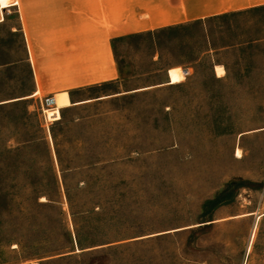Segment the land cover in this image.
<instances>
[{
  "label": "rangeland",
  "instance_id": "obj_1",
  "mask_svg": "<svg viewBox=\"0 0 264 264\" xmlns=\"http://www.w3.org/2000/svg\"><path fill=\"white\" fill-rule=\"evenodd\" d=\"M21 2L0 23L2 263L264 264V14L113 40L107 8Z\"/></svg>",
  "mask_w": 264,
  "mask_h": 264
},
{
  "label": "crops",
  "instance_id": "obj_2",
  "mask_svg": "<svg viewBox=\"0 0 264 264\" xmlns=\"http://www.w3.org/2000/svg\"><path fill=\"white\" fill-rule=\"evenodd\" d=\"M70 0V15L75 17L79 7H82L83 15L90 13V7H98L99 16H102L101 9L106 8L109 13H113L116 21L120 16L119 25L116 26L118 33L112 39H122L143 34H150L164 29L177 28L185 24L206 21L215 18H225L233 15H261L264 14V0ZM15 7L22 8L21 0H0V23L5 21L4 11ZM77 7V8H76ZM20 12V11H19ZM97 13V12H96ZM73 20V19H72ZM27 45L31 57L32 67L38 90L32 97L42 95L41 82L45 78L39 76L40 70L37 69L39 64L35 58V43L33 35L28 31L24 22ZM254 38L264 39V36H255ZM246 44H239L243 47ZM105 73L94 79V82L108 83L116 82L115 79L122 74L121 70H116L112 50L106 47L105 53ZM217 66V65H216ZM215 66V67H216ZM220 67L222 65H219ZM223 70L224 67L222 66ZM216 71V69H215ZM225 71V70H224ZM217 75V74H216ZM225 75V74H224ZM218 77V76H217ZM43 78V80H42ZM222 78V77H218ZM109 79V80H108ZM91 84V83H90ZM63 97L72 98L67 91H62L54 96V100ZM84 102H72L74 105L84 104ZM53 114V109H46ZM54 117V116H53ZM52 118H49L51 120ZM62 119V118H61ZM60 121V120H59ZM0 264H3L0 258Z\"/></svg>",
  "mask_w": 264,
  "mask_h": 264
},
{
  "label": "bare ground",
  "instance_id": "obj_3",
  "mask_svg": "<svg viewBox=\"0 0 264 264\" xmlns=\"http://www.w3.org/2000/svg\"><path fill=\"white\" fill-rule=\"evenodd\" d=\"M186 72H187V71H184V74H185V75L187 74ZM216 74H217L218 77H223V76H224L225 71L223 70L222 66H221V67H220V66H217V67H216ZM52 99L54 100V98H52ZM54 104H55V100H54V102L50 105V107H52ZM236 158H238V159L241 158L240 153L237 154Z\"/></svg>",
  "mask_w": 264,
  "mask_h": 264
},
{
  "label": "trees",
  "instance_id": "obj_4",
  "mask_svg": "<svg viewBox=\"0 0 264 264\" xmlns=\"http://www.w3.org/2000/svg\"><path fill=\"white\" fill-rule=\"evenodd\" d=\"M173 29H176V28H170V29H164V30H161L160 32H163V31H168V30H173ZM122 39H124V38H122ZM116 40H120V39H116ZM108 83H105V84H103L104 86L105 85H107ZM92 88V87H91ZM71 98L73 99V92L71 93ZM20 102V101H19ZM52 201L51 200H49V201H47L46 202V204H49V203H51ZM71 203V202H70ZM61 249H58V251H60Z\"/></svg>",
  "mask_w": 264,
  "mask_h": 264
},
{
  "label": "water",
  "instance_id": "obj_5",
  "mask_svg": "<svg viewBox=\"0 0 264 264\" xmlns=\"http://www.w3.org/2000/svg\"><path fill=\"white\" fill-rule=\"evenodd\" d=\"M186 73H188V72H186ZM53 102H54L53 99H50V100H49V103H50V104H52Z\"/></svg>",
  "mask_w": 264,
  "mask_h": 264
},
{
  "label": "built area",
  "instance_id": "obj_6",
  "mask_svg": "<svg viewBox=\"0 0 264 264\" xmlns=\"http://www.w3.org/2000/svg\"><path fill=\"white\" fill-rule=\"evenodd\" d=\"M49 100H50V99H48V100H47V105H48V106H50V105H51V104L49 103Z\"/></svg>",
  "mask_w": 264,
  "mask_h": 264
}]
</instances>
